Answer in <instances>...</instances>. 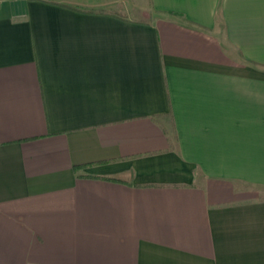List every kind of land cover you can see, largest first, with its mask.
Returning <instances> with one entry per match:
<instances>
[{
    "label": "crops",
    "instance_id": "crops-1",
    "mask_svg": "<svg viewBox=\"0 0 264 264\" xmlns=\"http://www.w3.org/2000/svg\"><path fill=\"white\" fill-rule=\"evenodd\" d=\"M0 264H264V0H0Z\"/></svg>",
    "mask_w": 264,
    "mask_h": 264
},
{
    "label": "rangeland",
    "instance_id": "rangeland-1",
    "mask_svg": "<svg viewBox=\"0 0 264 264\" xmlns=\"http://www.w3.org/2000/svg\"><path fill=\"white\" fill-rule=\"evenodd\" d=\"M129 14L134 17H145L146 19H151V16L149 13H139V12L134 11V12H130Z\"/></svg>",
    "mask_w": 264,
    "mask_h": 264
}]
</instances>
